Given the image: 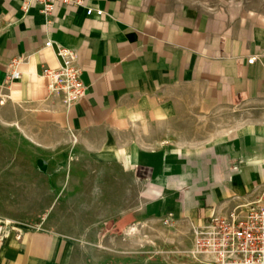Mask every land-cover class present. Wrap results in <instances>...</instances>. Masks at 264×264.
<instances>
[{
    "label": "crops",
    "instance_id": "obj_1",
    "mask_svg": "<svg viewBox=\"0 0 264 264\" xmlns=\"http://www.w3.org/2000/svg\"><path fill=\"white\" fill-rule=\"evenodd\" d=\"M77 1L0 0V264H103L106 237L169 214L192 231L264 185V10ZM60 49L86 88L70 109L43 73Z\"/></svg>",
    "mask_w": 264,
    "mask_h": 264
},
{
    "label": "built area",
    "instance_id": "obj_2",
    "mask_svg": "<svg viewBox=\"0 0 264 264\" xmlns=\"http://www.w3.org/2000/svg\"><path fill=\"white\" fill-rule=\"evenodd\" d=\"M21 10L27 13L35 4L41 13L50 15L56 6L79 4L77 0H20ZM86 14L101 17L100 10L87 9ZM47 42L45 47H50ZM63 65L58 70L45 68L48 90L51 95L61 98L66 109H70L85 97L86 88L81 81V70L77 65L74 51L60 49ZM21 58H14L8 66L6 81L19 78L17 66ZM254 58L249 60L253 64ZM173 214L163 219V225L172 223ZM5 223L0 220V246ZM188 255L204 260L207 264H264V185L254 195L253 200L236 207L225 218H210L208 222L192 230V240Z\"/></svg>",
    "mask_w": 264,
    "mask_h": 264
},
{
    "label": "rangeland",
    "instance_id": "obj_3",
    "mask_svg": "<svg viewBox=\"0 0 264 264\" xmlns=\"http://www.w3.org/2000/svg\"><path fill=\"white\" fill-rule=\"evenodd\" d=\"M208 1L214 4L216 0ZM233 1L241 3L246 9L264 10V0ZM125 234V240L122 237H106L105 245L96 248L98 257L106 260L103 264H207L188 255L192 240L188 224L171 223L165 226L163 221H155L135 231L127 230Z\"/></svg>",
    "mask_w": 264,
    "mask_h": 264
}]
</instances>
